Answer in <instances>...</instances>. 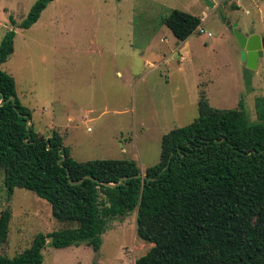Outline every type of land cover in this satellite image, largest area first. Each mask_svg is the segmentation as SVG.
I'll use <instances>...</instances> for the list:
<instances>
[{"label":"rangeland","instance_id":"rangeland-1","mask_svg":"<svg viewBox=\"0 0 264 264\" xmlns=\"http://www.w3.org/2000/svg\"><path fill=\"white\" fill-rule=\"evenodd\" d=\"M36 2L0 0V44L17 32L1 69L16 80L36 132L60 133L75 160H134L145 173L160 162L163 137L198 118L201 94L217 109L244 102L258 122L264 56L249 69L232 25L264 38V0H55L31 29H21ZM177 10L202 20L182 44L163 25ZM4 180L0 168V213L13 214L1 254L13 258L38 234L69 227L32 191L16 189L9 201ZM152 247L138 236L135 210L110 223L98 252L48 241L42 264H134Z\"/></svg>","mask_w":264,"mask_h":264},{"label":"trees","instance_id":"trees-1","mask_svg":"<svg viewBox=\"0 0 264 264\" xmlns=\"http://www.w3.org/2000/svg\"><path fill=\"white\" fill-rule=\"evenodd\" d=\"M53 1L37 0L19 27L31 29ZM201 24L178 10L163 22L180 43ZM16 36L8 31L0 44V168L8 200L16 189L32 191L69 227L38 234L13 258L0 253V264H42L48 241L56 249L86 244L98 252L110 223L135 210L138 236L153 247L134 264H264V97L254 123L244 102L217 109L201 94L198 118L163 137L160 162L145 173L134 160L79 162L57 131L45 138L34 125L27 128L32 111L1 69ZM12 217L10 208L0 213V250Z\"/></svg>","mask_w":264,"mask_h":264},{"label":"water","instance_id":"water-1","mask_svg":"<svg viewBox=\"0 0 264 264\" xmlns=\"http://www.w3.org/2000/svg\"><path fill=\"white\" fill-rule=\"evenodd\" d=\"M209 4L212 7H215L213 3L209 1ZM225 20V19H224ZM232 31L234 32L239 45L241 47L242 51V60L247 63V67L249 69L255 70L258 68V62L259 59L264 56V38L261 37L260 35L253 34L251 36H246L242 34L238 30V24H233L232 25ZM12 100H15V97H12ZM31 122L29 121L27 124V128L30 129ZM65 160V157L63 158ZM137 178H144L146 179L147 176L145 174H139L135 176ZM128 179L127 177L122 178L119 183L117 184H107L109 186H117L120 185L124 180ZM85 179L80 180L77 184L83 183Z\"/></svg>","mask_w":264,"mask_h":264},{"label":"built area","instance_id":"built-area-1","mask_svg":"<svg viewBox=\"0 0 264 264\" xmlns=\"http://www.w3.org/2000/svg\"><path fill=\"white\" fill-rule=\"evenodd\" d=\"M201 31H202V33L204 32L203 30H201ZM209 36H211V34H209ZM185 57H186L185 55H182V56H181V59H182V60H185Z\"/></svg>","mask_w":264,"mask_h":264},{"label":"crops","instance_id":"crops-1","mask_svg":"<svg viewBox=\"0 0 264 264\" xmlns=\"http://www.w3.org/2000/svg\"><path fill=\"white\" fill-rule=\"evenodd\" d=\"M187 42V41H186ZM186 42H184V43H186ZM180 44H182V43H180Z\"/></svg>","mask_w":264,"mask_h":264}]
</instances>
